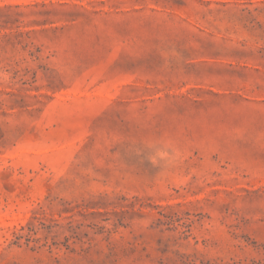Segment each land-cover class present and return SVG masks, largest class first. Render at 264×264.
I'll return each mask as SVG.
<instances>
[{
    "label": "rangeland",
    "instance_id": "obj_1",
    "mask_svg": "<svg viewBox=\"0 0 264 264\" xmlns=\"http://www.w3.org/2000/svg\"><path fill=\"white\" fill-rule=\"evenodd\" d=\"M0 264H264V0H0Z\"/></svg>",
    "mask_w": 264,
    "mask_h": 264
}]
</instances>
